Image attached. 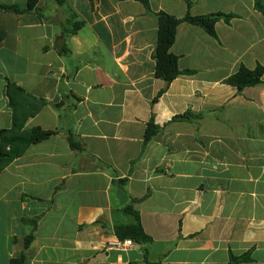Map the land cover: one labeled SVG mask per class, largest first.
<instances>
[{"label": "crops", "instance_id": "0c3cea01", "mask_svg": "<svg viewBox=\"0 0 264 264\" xmlns=\"http://www.w3.org/2000/svg\"><path fill=\"white\" fill-rule=\"evenodd\" d=\"M148 3L177 18L235 17L216 22L215 37L180 24L170 53L195 74L166 83L154 77L157 21L139 2L0 11V131L11 126L6 78L45 103L24 130L55 133L0 171V264L20 254L24 264H264V74L240 93L224 83L241 66L264 67V16L254 0ZM68 21L82 25L68 34ZM186 112L201 116L173 120ZM151 117L158 131L144 143ZM118 192L139 200L149 244L120 245L114 227L134 221Z\"/></svg>", "mask_w": 264, "mask_h": 264}, {"label": "trees", "instance_id": "16d2710c", "mask_svg": "<svg viewBox=\"0 0 264 264\" xmlns=\"http://www.w3.org/2000/svg\"><path fill=\"white\" fill-rule=\"evenodd\" d=\"M134 1L139 2L144 7L145 11L152 15L157 21V41L153 53L155 63L154 77L166 83H171L179 75L190 76L195 74L194 71L179 70L178 58L170 53V48L174 43L176 29L180 24L187 23L200 27L210 36L215 37L214 26L216 22L223 20L229 23L230 20L235 17L234 15L218 13L199 16H190L187 14L182 18H177L164 12H152L148 0ZM187 4L190 5L189 2ZM36 5L37 0H28V7L25 10H20L16 6H0V11L22 14L35 10V12L40 15V10L36 9ZM254 9L264 16V3L260 0H254ZM68 24L71 26V30L67 32L68 34L76 33L82 25L80 22L72 21H68ZM3 38L4 33L0 32V41ZM263 74L264 67L260 65L253 70H248L241 66L235 74L225 79L224 83L234 87L237 92L240 93L244 88L260 84ZM4 81L5 86L3 93L7 106L11 110V126L8 130H3L0 135V171L15 159L22 156L29 146L47 140L55 134L53 131H43L40 128H33L29 131L24 130L26 122L34 117L45 103L35 99L10 80L5 78ZM161 94L162 92L158 94L153 102H156ZM200 116V114L195 115L191 112H186L174 117L173 120L191 121L199 119ZM157 131L158 127L154 124L153 117H151L144 133V143H148L156 135ZM67 141L70 149L74 151L82 150V146L74 141L72 135L68 136ZM137 202H139V200H132L121 208L123 214L133 218V224L116 225L114 227V233L120 241L130 240L136 245L145 246L149 244L152 239L144 232L139 212L133 208V204ZM28 222L35 227L36 223L34 221ZM32 239L33 236L31 234L25 238L24 248L29 246ZM242 259L231 258L230 264H234ZM24 262L25 255L20 254L13 258L10 264H24Z\"/></svg>", "mask_w": 264, "mask_h": 264}, {"label": "water", "instance_id": "95a60500", "mask_svg": "<svg viewBox=\"0 0 264 264\" xmlns=\"http://www.w3.org/2000/svg\"><path fill=\"white\" fill-rule=\"evenodd\" d=\"M62 43H63V40H61V44L60 43H56L55 44V48L60 51L62 49ZM2 134V131H0V135ZM117 199H118V202H119V205L121 207H123L125 204H126V201H127V198L126 196L124 195V193L122 192H118L117 195H116Z\"/></svg>", "mask_w": 264, "mask_h": 264}, {"label": "built area", "instance_id": "2783aa9c", "mask_svg": "<svg viewBox=\"0 0 264 264\" xmlns=\"http://www.w3.org/2000/svg\"><path fill=\"white\" fill-rule=\"evenodd\" d=\"M120 245L124 248H130L134 246V243L130 240H124Z\"/></svg>", "mask_w": 264, "mask_h": 264}]
</instances>
